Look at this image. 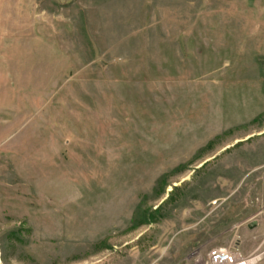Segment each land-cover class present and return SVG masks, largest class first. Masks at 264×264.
<instances>
[{
    "label": "rangeland",
    "instance_id": "obj_1",
    "mask_svg": "<svg viewBox=\"0 0 264 264\" xmlns=\"http://www.w3.org/2000/svg\"><path fill=\"white\" fill-rule=\"evenodd\" d=\"M264 264V0H0V264Z\"/></svg>",
    "mask_w": 264,
    "mask_h": 264
},
{
    "label": "built area",
    "instance_id": "obj_2",
    "mask_svg": "<svg viewBox=\"0 0 264 264\" xmlns=\"http://www.w3.org/2000/svg\"><path fill=\"white\" fill-rule=\"evenodd\" d=\"M252 260H254L252 262ZM258 258H245L237 252H231L226 249H218L210 254L208 264H255Z\"/></svg>",
    "mask_w": 264,
    "mask_h": 264
},
{
    "label": "bare ground",
    "instance_id": "obj_3",
    "mask_svg": "<svg viewBox=\"0 0 264 264\" xmlns=\"http://www.w3.org/2000/svg\"><path fill=\"white\" fill-rule=\"evenodd\" d=\"M254 260H252V262H253Z\"/></svg>",
    "mask_w": 264,
    "mask_h": 264
}]
</instances>
